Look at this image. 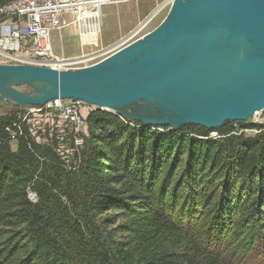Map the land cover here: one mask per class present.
I'll list each match as a JSON object with an SVG mask.
<instances>
[{
    "label": "trees",
    "instance_id": "obj_1",
    "mask_svg": "<svg viewBox=\"0 0 264 264\" xmlns=\"http://www.w3.org/2000/svg\"><path fill=\"white\" fill-rule=\"evenodd\" d=\"M23 111L0 118V264H225L210 239L230 212L262 219L246 253L262 249L264 264V132L236 133L259 124L227 122L218 139L94 108L70 163L31 136ZM7 126L22 132L15 150Z\"/></svg>",
    "mask_w": 264,
    "mask_h": 264
},
{
    "label": "water",
    "instance_id": "obj_2",
    "mask_svg": "<svg viewBox=\"0 0 264 264\" xmlns=\"http://www.w3.org/2000/svg\"><path fill=\"white\" fill-rule=\"evenodd\" d=\"M54 99L171 130L252 125L264 110V0H172L157 27L85 67L0 63L1 107Z\"/></svg>",
    "mask_w": 264,
    "mask_h": 264
},
{
    "label": "rangeland",
    "instance_id": "obj_3",
    "mask_svg": "<svg viewBox=\"0 0 264 264\" xmlns=\"http://www.w3.org/2000/svg\"><path fill=\"white\" fill-rule=\"evenodd\" d=\"M11 1L12 0L9 2ZM171 4L172 0H112V3L103 4V7H100L99 9L102 15L100 31L91 33L92 35L88 34L87 36H82V33L76 31L72 26L65 27L61 17V23L50 30V45L53 48L55 55L61 60L66 59V62L62 61L65 64H95L123 48L124 45L141 38L157 27L167 15ZM157 9L159 10L155 14L156 16L154 15L152 19L151 15ZM69 16L70 15H65L64 17L69 18ZM13 18L18 19L15 15L7 16L0 14V23L4 20L8 21ZM1 37L2 32L0 30V38ZM7 59L10 58L4 57L0 54V63L8 64L6 62ZM12 62L14 63L11 64H16V61ZM13 109L15 108L0 106V118L13 111ZM82 109L84 111H89L87 107H82ZM23 110V112L27 113L30 108H23ZM90 113L91 111H89L87 115H81V123L68 120L65 121V119L59 118L58 113L53 110L49 113L46 111L32 113L30 120L28 121L31 136H33L39 143L51 145L62 158L71 163L75 156L73 150L75 148L72 145L75 144V147H78L80 150H83L86 145L88 126L87 128L83 127L85 126L84 122H87ZM263 124L264 123L259 125ZM8 128L10 129L8 130ZM246 129L248 128H239L236 130V133H242L245 138H253L260 134L254 132L251 128H249V131H244ZM6 130L11 136V148L15 150L17 148L18 138L22 135V132L21 130L14 131L11 126H7ZM71 133H78L80 135H76V137L71 135ZM211 136L214 135L211 134ZM220 137L219 134L214 138L219 139ZM218 183L222 184L223 180H220ZM188 193L190 192L188 191ZM29 194L30 198L35 197L33 192H30ZM187 207L189 206L183 205L179 209L185 211L187 210ZM229 214H231V218L228 221L225 219L227 214L222 217V219H225L226 223L225 221L220 220L219 215L216 216L217 221L215 220V225L221 227V229L216 230L210 239H213L212 244L215 243L213 249L222 254L225 259V264H259V262L256 261V258L262 259L260 254L263 253V250H260L259 248L253 251V255L251 256L246 253L250 238V236L248 237L247 235L246 228H249V226L252 225L258 226V223L260 224L262 219L259 218L258 223L254 220L243 219L237 224L236 221H239L238 218L231 212ZM233 230L237 233L236 237L231 236L230 234V231L232 232ZM219 245L220 247H218ZM227 255H229V257H227Z\"/></svg>",
    "mask_w": 264,
    "mask_h": 264
},
{
    "label": "built area",
    "instance_id": "obj_4",
    "mask_svg": "<svg viewBox=\"0 0 264 264\" xmlns=\"http://www.w3.org/2000/svg\"><path fill=\"white\" fill-rule=\"evenodd\" d=\"M104 2L105 0H12L0 7V14L18 17V19L13 18L0 23L2 32L0 54L10 58L7 59V63L16 61V63L35 64L55 69H70L92 65L63 63V60L55 55L50 45L49 33L53 27L61 23V17L63 22L65 15H71V12L74 13L79 10L82 11L78 13L80 32L88 34L100 31L102 15L95 13V6L97 5L99 9ZM82 107H87L89 111L94 109L92 106L80 101L54 99L42 107L30 108L22 120L28 122L32 113L44 111L49 113L53 110L58 113L59 118L65 119V121L81 123V115L89 113V111H84ZM256 121L260 124L264 123V110L260 112L259 118L256 117ZM84 125L83 128H87L88 122H84ZM251 129L256 133L261 131L256 128ZM244 131H249V128ZM211 134L214 135L213 138L219 135L217 131H213ZM73 135L80 134L73 133Z\"/></svg>",
    "mask_w": 264,
    "mask_h": 264
},
{
    "label": "bare ground",
    "instance_id": "obj_5",
    "mask_svg": "<svg viewBox=\"0 0 264 264\" xmlns=\"http://www.w3.org/2000/svg\"><path fill=\"white\" fill-rule=\"evenodd\" d=\"M120 1H121V0H120ZM106 3H112V0H105V2H104L103 4H106ZM103 4H101L100 7H103ZM95 8H96L95 13H96V14L99 13V14L101 15V12H100V10H99L100 8L98 9V6H97V5L95 6ZM79 12H82V11L79 10V11H77V12L75 11L74 13L71 12V15L69 16V18L63 17V19H64V20H63V23L65 24V27H66V26H68V27H71V26H72L76 31H79V33H81L80 30H79L80 28H78V27H79V26H78V16H79L78 13H79ZM159 13H160V12H159ZM160 14H161V13H160ZM68 15H69V14H68ZM155 16H156V15H155ZM80 17L82 18L83 16L81 15ZM152 19H153V18H152ZM149 23H150V22H149ZM151 24H152V23H151ZM150 28H151V26H150ZM137 30H138V29H137ZM137 30H136V32H137ZM147 31H148V30H147ZM138 33H139V32H138ZM88 34H91V33H88ZM88 34H81V35H82V36H84V35L87 36ZM91 35H92V34H91ZM82 36H81V37H82ZM89 38H90V37H89ZM91 38H92V37H91ZM85 46H86V45H85ZM86 49H87V48H86ZM110 50H111V49H110ZM87 56H88V55H87ZM101 56H102V55H101ZM104 56H105V54H104ZM84 57H85V56H84ZM99 57H100V56H99ZM97 59H98V58H97ZM65 60H66V59H63L64 62H66ZM92 60H93V59H92ZM89 63H90V62H89ZM259 114H260V112H259L258 114H256L255 117H254V120H253V122H254L253 124H254V125H256V124H260V123H258V122L256 121V117L259 118ZM253 124H252V125H253ZM263 125H264V124H263ZM263 125H260V126H261L260 128H256V129L261 130L259 133L264 132V126H263Z\"/></svg>",
    "mask_w": 264,
    "mask_h": 264
}]
</instances>
